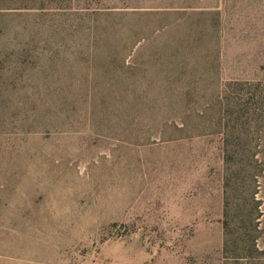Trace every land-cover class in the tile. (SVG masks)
Segmentation results:
<instances>
[{
    "label": "rangeland",
    "instance_id": "obj_1",
    "mask_svg": "<svg viewBox=\"0 0 264 264\" xmlns=\"http://www.w3.org/2000/svg\"><path fill=\"white\" fill-rule=\"evenodd\" d=\"M0 264H264V0H0Z\"/></svg>",
    "mask_w": 264,
    "mask_h": 264
},
{
    "label": "trees",
    "instance_id": "obj_2",
    "mask_svg": "<svg viewBox=\"0 0 264 264\" xmlns=\"http://www.w3.org/2000/svg\"><path fill=\"white\" fill-rule=\"evenodd\" d=\"M230 145H232V144H230ZM230 145L227 144V146H230ZM239 145H240L239 143H236V144H234V145H232V146H233L234 148H238Z\"/></svg>",
    "mask_w": 264,
    "mask_h": 264
}]
</instances>
